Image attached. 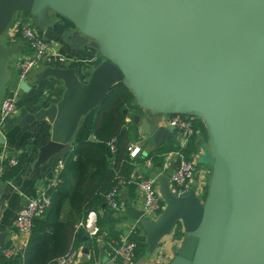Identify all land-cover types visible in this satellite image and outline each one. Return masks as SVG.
<instances>
[{
    "label": "water",
    "instance_id": "95a60500",
    "mask_svg": "<svg viewBox=\"0 0 264 264\" xmlns=\"http://www.w3.org/2000/svg\"><path fill=\"white\" fill-rule=\"evenodd\" d=\"M47 9L72 21L71 33H62L69 48L94 40L102 60L85 82L72 68L42 71L64 90L56 104L19 120L51 124L32 169L71 144L80 117L121 82L141 110L132 120L149 139L144 153L177 137L158 122L163 114L192 113L207 135L204 198L193 189L176 194L160 176L164 206L156 219L140 221L144 251L173 234L162 264H264V0H0V35L15 12L51 27ZM16 47L0 43V101L10 78L4 60ZM27 87L18 81L19 92ZM80 252L79 262H87L88 246Z\"/></svg>",
    "mask_w": 264,
    "mask_h": 264
},
{
    "label": "crops",
    "instance_id": "0c3cea01",
    "mask_svg": "<svg viewBox=\"0 0 264 264\" xmlns=\"http://www.w3.org/2000/svg\"><path fill=\"white\" fill-rule=\"evenodd\" d=\"M46 14L52 23L51 27L45 26L36 21V19L22 12H15L13 18H28V23L33 27L35 33L42 39H45L54 47V50L60 54L65 61L59 62L56 59L41 61L34 67L30 68L23 80L27 84L25 92L18 91L17 80L15 77L19 60L27 54L28 49L26 42L20 37L10 38L6 32L0 35V43L5 46H17L15 53L4 60L6 70L10 78L6 86L14 94V111L4 117L0 116V138L4 141L0 144V152L7 156H16L19 161V169L10 180L0 181V264H7L3 256V250L8 246H21L24 248L28 240V232L16 231L12 227V220L16 212L25 205L26 200L35 194L38 190L51 179L56 177L55 164L71 146L69 144L60 153L50 157L46 162L37 169H32V164L36 158L37 149L50 138L51 124L46 117L34 119L29 123L19 125V120L26 114H32L40 109H45L56 104L64 90L62 81L52 76H44L42 71L47 66L68 67L74 70L76 77L85 82L91 70L99 64L102 58L98 54V46L94 40L80 48L72 49L64 42L62 33L73 29V23L70 19L62 14L47 9ZM94 109L80 117L75 129L73 140L79 138H88V124L93 116ZM141 110L134 104V107L125 110V122L128 125L137 126L133 123L132 116L138 115ZM138 131V129H137ZM198 132V131H196ZM171 136V139L165 141L153 151L147 154H162L173 150L178 145V138ZM149 139L137 137L130 143H137L141 146V152L137 160L143 159L146 153L142 151L144 144ZM203 138L196 142L197 150L193 158L203 155L201 144ZM73 142V141H72ZM71 142V143H72ZM8 147L10 149H6ZM106 154H110L109 146L105 147ZM203 165V164H202ZM210 168L209 164L203 165ZM160 172V176L167 178L168 171L162 169L161 162L157 161L153 167H146L144 162L137 163L133 168V177L155 175ZM50 174V177H48ZM133 186L130 188V186ZM123 186L119 189L118 206L115 210L109 209L106 205L104 208L90 209L96 214V225L99 228L95 237H88L87 244L83 241L77 250V256L74 264H162L171 256L173 234L164 236L157 244L155 250L148 254L144 251L134 256L132 261L124 263L119 260H112L110 257V245L114 241L121 239L132 240L144 243V232L140 228L142 220V211L140 196L135 191L134 185ZM103 207V205H102ZM84 240V239H82ZM88 245L87 262H79L81 248Z\"/></svg>",
    "mask_w": 264,
    "mask_h": 264
},
{
    "label": "trees",
    "instance_id": "16d2710c",
    "mask_svg": "<svg viewBox=\"0 0 264 264\" xmlns=\"http://www.w3.org/2000/svg\"><path fill=\"white\" fill-rule=\"evenodd\" d=\"M133 107V95L123 83L118 82L108 90L88 124L94 141L75 139L60 157L62 166L56 175V185L48 191L49 206L32 219L26 246L21 253L6 258L7 264H54L70 248H78L83 241L87 243L86 233L76 226L84 221L88 210L104 208L106 192L118 178L133 176L135 164L146 159H150L153 166L160 162L157 155L151 153L140 160L138 156L131 159L127 154L126 147L137 139L138 132L135 126L126 124L123 110ZM195 130L198 132L184 148L188 157L196 152L197 140L206 136L199 118ZM108 143L113 150L107 155ZM18 169L19 161L15 166H5L0 181L10 180ZM144 246V243L135 242L134 256L142 252Z\"/></svg>",
    "mask_w": 264,
    "mask_h": 264
},
{
    "label": "built area",
    "instance_id": "2783aa9c",
    "mask_svg": "<svg viewBox=\"0 0 264 264\" xmlns=\"http://www.w3.org/2000/svg\"><path fill=\"white\" fill-rule=\"evenodd\" d=\"M5 32L10 38L20 37L26 42L28 49L27 54L18 62L15 74L17 81L23 80L29 69L41 61L49 62L51 59H56L59 62L65 61L48 41L42 39L35 33L33 27L28 22L13 18ZM13 94L7 87L0 101L1 117L7 116L14 111L15 100ZM197 118L192 113L163 114L159 116L158 122L160 124L171 125L177 133L178 138L177 147L162 153V160H160L162 169L168 171L167 181L170 190L176 194H180L189 189H193L195 195L200 198V193L204 192L205 194L206 189L204 191V188L207 184L203 174L208 171L209 178L210 170L209 168L205 170L200 169L203 174L201 172L198 174L193 156L188 157L184 154V148L189 139L196 133L195 122ZM138 136H140L139 132ZM108 146L110 151H112V144L108 143ZM126 150L131 159L136 158L141 152V146L137 143H129ZM17 163L18 159L16 156H7L3 152H0V175L5 166H15ZM144 165L146 167H153L150 159H146ZM61 166V159L58 158L55 164L56 175ZM159 175L160 172L155 175L138 178L137 180L132 175L127 178H118L110 190L104 195V204L109 209L115 210L118 206L119 189L123 186L133 184L135 191L141 198L142 217H147L151 220L156 219L164 206L157 191V179ZM56 182V177L49 180L42 189L27 199L26 204L16 212L12 220L14 230L21 232L29 231L32 219L41 215L49 206L50 195L48 191L56 185ZM76 228H82L87 237H95L98 232V227L96 225V214L94 211H88L84 221L79 222ZM22 250L23 248L21 246H8L3 250V256L5 258L13 257L21 253ZM134 250L135 242L132 240L121 239L114 241L110 245V257L112 260L128 263L134 258ZM76 256V248H70L64 255L57 258L54 264H74Z\"/></svg>",
    "mask_w": 264,
    "mask_h": 264
},
{
    "label": "rangeland",
    "instance_id": "374dc122",
    "mask_svg": "<svg viewBox=\"0 0 264 264\" xmlns=\"http://www.w3.org/2000/svg\"><path fill=\"white\" fill-rule=\"evenodd\" d=\"M201 148H202L203 155H199L198 157L194 158V162L196 164V168H197V173L198 174H200L201 170H205V169L208 168V167L205 168L203 166V165L208 164V161H209V159H208V157L206 155V151H205L206 148H207V135L205 136V139L203 140V143L201 144ZM154 155H157L156 159L162 160L161 154H154ZM209 170H210V168H209ZM201 174H203V173L201 172ZM203 175H204V178H205L206 183H207V181H208L207 180L208 179V171H206ZM206 187H207V184H206ZM206 187L204 188V191H205ZM204 195H205L204 192L200 193V198H204Z\"/></svg>",
    "mask_w": 264,
    "mask_h": 264
}]
</instances>
